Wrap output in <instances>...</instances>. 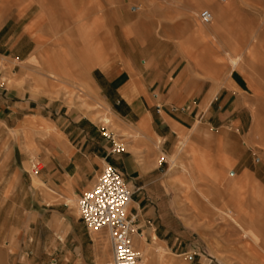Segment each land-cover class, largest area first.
<instances>
[{"label": "rangeland", "instance_id": "rangeland-1", "mask_svg": "<svg viewBox=\"0 0 264 264\" xmlns=\"http://www.w3.org/2000/svg\"><path fill=\"white\" fill-rule=\"evenodd\" d=\"M40 2L52 8L49 16L40 15ZM168 5L167 0L124 4L126 27L132 32L149 23L160 28L187 21L203 35L188 40L182 34L159 35L162 42L183 44L191 56L183 62L196 69L199 63L205 65L208 80L225 79L231 72L224 50L239 55L234 69L248 81V89L238 114L221 115L213 113L220 100L211 107L207 104L215 92L214 84L208 83L210 94L201 103L200 114L191 111L198 98L190 100V111L184 107L186 128L172 150L165 144L169 153L161 150L162 139L157 138L154 150L161 161L153 174L164 178L169 193L148 196L156 200L149 203L160 226L156 240L143 238L144 248L151 264H160V252L165 264H264V229L256 252L239 249L242 256L236 254L246 239L226 227L210 202L213 194L235 190L227 184L229 179H248L247 194L258 195L254 206L263 213L264 223V0H209L183 18L168 14ZM130 6L140 7L137 17L130 16ZM203 9L212 13L210 24L203 25L198 18ZM119 13L114 0H0V264H104L111 258L107 233L89 231L79 219L78 196H70V201L49 192L38 178L42 165L36 173L31 165L39 162L45 140L57 132L58 106L76 108L104 125L120 147L113 156L123 152L121 146L128 148L129 134L120 130L121 120L88 78L91 65L103 57L118 60ZM93 27L94 40L87 51V33ZM27 48L33 54L25 60ZM200 54L205 57H196ZM50 72L55 78H49ZM27 100L32 101L31 109L21 104ZM191 155L195 168L189 166ZM209 181L215 183L210 188ZM64 202L70 206L64 207ZM133 244L144 264L146 254L134 240Z\"/></svg>", "mask_w": 264, "mask_h": 264}, {"label": "crops", "instance_id": "crops-1", "mask_svg": "<svg viewBox=\"0 0 264 264\" xmlns=\"http://www.w3.org/2000/svg\"><path fill=\"white\" fill-rule=\"evenodd\" d=\"M150 1L114 0L120 7L117 17L120 36L117 68L116 61L103 57L98 63L91 65L88 74L99 98L121 120L120 130L129 134L125 139L128 148L121 146L123 152L113 156L115 148L105 135L110 132L104 125L94 122L76 108L58 106L55 108V112H58L55 119L57 132L54 137L46 139L42 144L39 153V164L42 167L38 172V178L46 190L64 196L63 198L67 200H73L70 196H79L93 185L104 164L117 166L132 189L128 216L133 221V238L147 256L149 251L144 248L143 238L156 240L157 229L160 226L155 221L156 211L149 203L156 200L149 199L148 196L169 193L164 178L159 174H153L155 169L160 170L161 160L154 150L157 138L162 139L161 150L169 153L165 150V144H169L172 150L178 141L179 133L186 128L184 107L191 99L198 98L197 108L193 106L191 111L200 114V105L206 101L208 93L210 94L211 87L207 89L208 83L209 86L214 84L215 92L207 104L211 107L215 101L220 100L217 110H213V113L221 115L238 114L242 108L240 103L248 89V81L229 63L228 56L239 55H232L224 50L231 72L225 79L211 76V80H208L205 65L199 63L195 65L198 69L196 67L193 69L191 62H183L184 59L191 57L184 51L183 44L176 43L175 40L162 42L163 38L159 35L182 34L186 36V40L190 39L191 35H203L200 28L190 27L187 21L182 25L173 24L160 28L149 23L140 28H133L134 31L131 32V28H127L124 22L127 17L124 4H142ZM208 1L167 0L169 5L166 12L183 18ZM130 8L132 9L130 16L137 17L140 7ZM145 12L149 13L147 10ZM220 13L223 14V11ZM93 30L94 27L87 33L90 45L94 40ZM133 33L141 34L143 37L133 39L127 36ZM199 40L201 42V38ZM165 45L169 47L167 51L163 48ZM201 47L200 43V51ZM32 51L26 49L25 60L33 54ZM196 57L201 59L205 55L200 54ZM180 66L181 69H178ZM31 102L27 100L21 104L23 108L31 109ZM187 109V112L190 111V107L187 106ZM63 205L70 206L66 202ZM165 233L166 231L163 235ZM160 241L169 245L167 239ZM148 261L149 264L153 262L149 258Z\"/></svg>", "mask_w": 264, "mask_h": 264}, {"label": "built area", "instance_id": "built-area-1", "mask_svg": "<svg viewBox=\"0 0 264 264\" xmlns=\"http://www.w3.org/2000/svg\"><path fill=\"white\" fill-rule=\"evenodd\" d=\"M198 18L201 24H210L212 13L208 9H203L199 12ZM105 135L117 150L119 145L115 143L114 136L111 133ZM38 165L39 162L31 165L34 173L39 170ZM131 196L132 189L124 180L122 173L108 163L103 165L93 185L78 196L77 211L85 228L93 232L107 233L111 258L104 264H142V255L133 244V221L127 213Z\"/></svg>", "mask_w": 264, "mask_h": 264}, {"label": "bare ground", "instance_id": "bare-ground-1", "mask_svg": "<svg viewBox=\"0 0 264 264\" xmlns=\"http://www.w3.org/2000/svg\"><path fill=\"white\" fill-rule=\"evenodd\" d=\"M40 6H41L40 10L38 9V11H40V15L43 12H46V16H49L50 14H47V12L52 11V8L46 4L44 5L42 2H40ZM67 10L69 11L71 9L69 7H67ZM49 20H51V17H49ZM90 47H91V45L88 43L87 51H88V49H90ZM228 57H229L230 65L232 68H235L239 64V62L241 61L240 56H228ZM48 76L51 79L55 78L54 77L55 74L51 73V72L49 73ZM95 116L101 122H103L105 124L109 122L108 118H106L102 115L101 116L95 115ZM255 135H260L259 131H256ZM180 144H183V142H180ZM194 162H195V155H191V161L189 163L190 168H195ZM224 162L225 161L223 160V163ZM197 168H198L199 172L200 171L204 172L202 167L198 166ZM248 182H249L248 179H242V178L233 179V178H231V179H229V181H227V184L230 186H233V187L235 186L234 187L235 190L232 192H229V193L213 194L212 199L210 201L212 203V207L216 211V215L218 216V218L224 222H227V224H225L226 227L229 226L230 227L229 229H231L235 233H239V235L241 234V236L246 239L244 244L242 245V247L235 250L236 254H241L240 253L241 251L239 249L246 250V251L250 252V254H251V251H253V253L256 252L258 250V248H260L259 243L261 242V239H263L261 231H263V229H264V223H260L261 215L263 213H261L260 210L256 209L255 208L256 206H254V200H255V198L258 197V195L256 194L257 196H254L253 193H255V192H253L251 194L252 196L250 195V197H249L247 194L245 187L248 186V184H249ZM208 184H209L208 187L210 188L215 183H213L212 181H209ZM208 192L211 194L210 191H208ZM227 232H228V230H227ZM225 234H227V233H225ZM235 236H234V239L236 240L237 237L235 238ZM231 237L229 236V239ZM153 239H155V238L153 237ZM262 242H264V239ZM140 250L142 251L141 248H140ZM162 254L163 253L160 252V256H159V263L160 264H163L164 263L163 259H165L164 257H162ZM241 256H242V254H241ZM247 259H249V257H247ZM145 261H146V263L148 262V264H149L147 255L144 257V264H145ZM248 264H251V263H248Z\"/></svg>", "mask_w": 264, "mask_h": 264}]
</instances>
